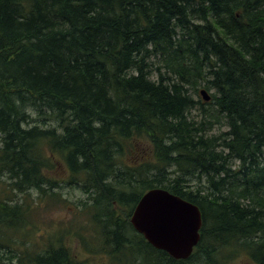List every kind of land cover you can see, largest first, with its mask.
<instances>
[{"label": "trees", "instance_id": "16d2710c", "mask_svg": "<svg viewBox=\"0 0 264 264\" xmlns=\"http://www.w3.org/2000/svg\"><path fill=\"white\" fill-rule=\"evenodd\" d=\"M57 162L112 261L264 264V0H0V246L29 208L7 193L58 195ZM154 188L201 210L187 260L130 222ZM36 248L0 264H91L63 236Z\"/></svg>", "mask_w": 264, "mask_h": 264}, {"label": "rangeland", "instance_id": "374dc122", "mask_svg": "<svg viewBox=\"0 0 264 264\" xmlns=\"http://www.w3.org/2000/svg\"><path fill=\"white\" fill-rule=\"evenodd\" d=\"M188 88H190L188 86ZM206 90L200 87V92H196L190 88L189 93L195 100L202 99L201 91ZM211 96L213 91L206 90ZM200 111L194 110L192 116L195 120L200 121ZM228 127L224 120L219 124H214L209 131L206 132L208 136L218 135L221 132H226ZM143 146V145H141ZM146 146L142 149L146 150ZM141 149V150H142ZM128 156L129 164L134 163L140 156ZM145 156V155H144ZM55 168L47 172V176L52 177L60 183V186L53 189L55 194L43 195L38 190H31L30 192L20 193L18 191L8 192L7 197L12 198L14 202H25L29 208L24 213L25 225L18 233H10L9 237L12 241L3 240L0 246V258L5 263H9L10 251L14 252H29L37 251L36 245L48 244L49 241L57 242L60 236L65 237V243L70 246L76 258L86 260L91 264H127L130 263L129 257L122 256V261L116 258L111 260L102 252V237L99 236L98 227L92 223L93 212L89 210L85 203H90L88 195L82 192L81 189L75 185L65 183L70 178V173L67 167L59 162L54 165ZM3 180H7L5 177ZM4 187L0 184V190ZM88 204V205H89ZM26 207V205H25ZM28 232L30 237H22L20 233ZM13 234V235H12ZM15 240L17 242H15ZM21 243L26 246L21 245ZM34 245H33V244ZM15 254V253H14ZM244 254L232 258L228 264H253L249 258L244 257ZM0 259V260H1Z\"/></svg>", "mask_w": 264, "mask_h": 264}, {"label": "water", "instance_id": "95a60500", "mask_svg": "<svg viewBox=\"0 0 264 264\" xmlns=\"http://www.w3.org/2000/svg\"><path fill=\"white\" fill-rule=\"evenodd\" d=\"M204 101L211 96L201 91ZM130 222L155 249L175 260H187L201 239L203 225L199 207L163 188L147 191L135 207Z\"/></svg>", "mask_w": 264, "mask_h": 264}]
</instances>
